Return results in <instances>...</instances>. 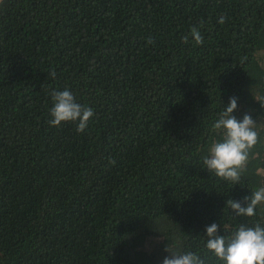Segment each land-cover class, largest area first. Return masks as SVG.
Masks as SVG:
<instances>
[{"label": "trees", "instance_id": "obj_1", "mask_svg": "<svg viewBox=\"0 0 264 264\" xmlns=\"http://www.w3.org/2000/svg\"><path fill=\"white\" fill-rule=\"evenodd\" d=\"M65 88L83 133L48 124ZM231 97L259 133L237 184L203 165ZM260 187L264 0H0V264H223L205 228L264 226L227 204Z\"/></svg>", "mask_w": 264, "mask_h": 264}, {"label": "clouds", "instance_id": "obj_2", "mask_svg": "<svg viewBox=\"0 0 264 264\" xmlns=\"http://www.w3.org/2000/svg\"><path fill=\"white\" fill-rule=\"evenodd\" d=\"M218 22L223 23V17ZM191 35L197 45L203 43V37L196 27L191 29ZM182 39L184 42L188 41L187 36ZM152 42L149 38L148 43ZM49 75L55 78L56 73L52 71ZM50 96L53 101V106L49 109L50 126L59 127L62 122H76L77 133H83L88 128L94 117L92 107L78 103L72 91L67 88L62 91L53 90ZM236 108L237 99L231 97L212 125L213 130L220 132L222 139L215 142L209 148V155L203 158V165L209 172L232 184L239 182L247 167L249 153L259 140L256 122L248 114L243 115L241 120L231 115ZM109 163L114 164L115 161L109 159ZM244 199L247 201L246 206L233 199H229L227 204L237 216H255L257 206L264 204V187ZM219 230L220 225L215 222L205 228V246L219 261L223 264H264V226L241 225L230 238L218 235ZM162 264H203V261L193 252L172 253L171 258L165 257Z\"/></svg>", "mask_w": 264, "mask_h": 264}]
</instances>
